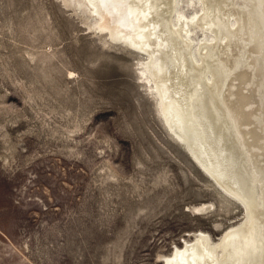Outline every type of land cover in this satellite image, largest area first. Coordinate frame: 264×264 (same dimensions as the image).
Instances as JSON below:
<instances>
[{
    "label": "rangeland",
    "instance_id": "1",
    "mask_svg": "<svg viewBox=\"0 0 264 264\" xmlns=\"http://www.w3.org/2000/svg\"><path fill=\"white\" fill-rule=\"evenodd\" d=\"M142 57L82 6L0 0V264H163L242 219L167 130Z\"/></svg>",
    "mask_w": 264,
    "mask_h": 264
},
{
    "label": "bare ground",
    "instance_id": "2",
    "mask_svg": "<svg viewBox=\"0 0 264 264\" xmlns=\"http://www.w3.org/2000/svg\"><path fill=\"white\" fill-rule=\"evenodd\" d=\"M63 2L143 55L139 77L167 130L242 208L218 239L196 231L163 264H264V0Z\"/></svg>",
    "mask_w": 264,
    "mask_h": 264
},
{
    "label": "water",
    "instance_id": "3",
    "mask_svg": "<svg viewBox=\"0 0 264 264\" xmlns=\"http://www.w3.org/2000/svg\"><path fill=\"white\" fill-rule=\"evenodd\" d=\"M181 148H183L182 146H181ZM184 149V148H183ZM186 151V150H185ZM187 153L189 154V156H190V153L187 151ZM190 158L193 160V162H195L194 161V159L190 156ZM195 164H196V162H195ZM200 168V167H199Z\"/></svg>",
    "mask_w": 264,
    "mask_h": 264
}]
</instances>
